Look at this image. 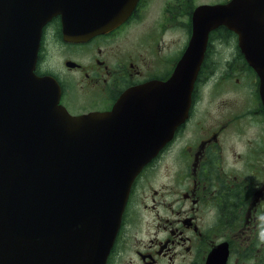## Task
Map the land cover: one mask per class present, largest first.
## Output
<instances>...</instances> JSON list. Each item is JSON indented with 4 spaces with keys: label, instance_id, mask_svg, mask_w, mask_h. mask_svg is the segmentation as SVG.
<instances>
[{
    "label": "flooded vegetation",
    "instance_id": "af4514ba",
    "mask_svg": "<svg viewBox=\"0 0 264 264\" xmlns=\"http://www.w3.org/2000/svg\"><path fill=\"white\" fill-rule=\"evenodd\" d=\"M228 1L138 0L122 25L84 43L64 42L52 22L35 72L56 82L71 115L108 112L126 90L168 80L196 13ZM210 31L188 117L134 180L106 264H264L259 80L236 35Z\"/></svg>",
    "mask_w": 264,
    "mask_h": 264
},
{
    "label": "water",
    "instance_id": "95a60500",
    "mask_svg": "<svg viewBox=\"0 0 264 264\" xmlns=\"http://www.w3.org/2000/svg\"><path fill=\"white\" fill-rule=\"evenodd\" d=\"M135 2L0 0V264H105L131 183L187 116L186 62L90 119L47 104L53 84L34 74L43 26L59 16L65 40H86L121 23ZM221 11L264 105V0ZM205 33L194 31L187 58Z\"/></svg>",
    "mask_w": 264,
    "mask_h": 264
},
{
    "label": "bare ground",
    "instance_id": "6f19581e",
    "mask_svg": "<svg viewBox=\"0 0 264 264\" xmlns=\"http://www.w3.org/2000/svg\"><path fill=\"white\" fill-rule=\"evenodd\" d=\"M221 18V12L215 14L214 16H211L207 22H212V21H216L218 19ZM197 45H195L194 48V52L193 55H195V62L192 65L191 63V57L187 59V66L186 68H184V70L182 71V77H183V81L187 82L191 79V77L193 78L196 74H197V70L199 69V65L201 62V58H202V54L204 51L203 48V43L198 42L196 43ZM100 113H96V114H88V115H82L83 117L90 119L93 118L95 116H97Z\"/></svg>",
    "mask_w": 264,
    "mask_h": 264
},
{
    "label": "rangeland",
    "instance_id": "374dc122",
    "mask_svg": "<svg viewBox=\"0 0 264 264\" xmlns=\"http://www.w3.org/2000/svg\"><path fill=\"white\" fill-rule=\"evenodd\" d=\"M180 36H182V35H180ZM168 37V36H167ZM177 38V34H175L174 35V39H176ZM48 49V51L50 52V54L49 55H51V54H53V50L51 49V48H47Z\"/></svg>",
    "mask_w": 264,
    "mask_h": 264
}]
</instances>
